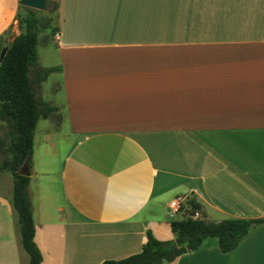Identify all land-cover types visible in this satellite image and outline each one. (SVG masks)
Segmentation results:
<instances>
[{
    "label": "crops",
    "instance_id": "0c3cea01",
    "mask_svg": "<svg viewBox=\"0 0 264 264\" xmlns=\"http://www.w3.org/2000/svg\"><path fill=\"white\" fill-rule=\"evenodd\" d=\"M19 6L0 0V54ZM54 28L39 35L56 62L37 43L38 66L61 72L38 96L58 110L29 174L41 264L121 260L148 230L171 240L179 198L207 222L264 219V0H59ZM11 193L0 180V264H29ZM164 264H264V223L230 253L209 238Z\"/></svg>",
    "mask_w": 264,
    "mask_h": 264
},
{
    "label": "trees",
    "instance_id": "16d2710c",
    "mask_svg": "<svg viewBox=\"0 0 264 264\" xmlns=\"http://www.w3.org/2000/svg\"><path fill=\"white\" fill-rule=\"evenodd\" d=\"M25 15L19 21L21 32L0 54V122L7 129V144L0 141V152L9 156L0 163V171L10 174L12 181L11 205L15 213L20 244L28 257L29 264H41V254L34 242L35 225L29 176L18 173L27 162L32 165L33 139L37 123L58 110L44 102L38 92L40 85L61 67L41 68L38 66L37 43L40 34L39 19L34 10L19 6ZM186 214L170 222L174 236L160 241L148 230L146 242L139 253L121 260H106L101 264H164L180 255L200 248L205 239L215 238L223 254L233 251L240 241L264 219L228 218L219 222H207L203 218H192L199 206L188 199L180 212ZM188 214V215H187ZM186 216V217H185Z\"/></svg>",
    "mask_w": 264,
    "mask_h": 264
},
{
    "label": "rangeland",
    "instance_id": "374dc122",
    "mask_svg": "<svg viewBox=\"0 0 264 264\" xmlns=\"http://www.w3.org/2000/svg\"><path fill=\"white\" fill-rule=\"evenodd\" d=\"M58 5H59V0H47L45 3V8L43 10H34V12L36 13V16L39 19V29L41 31H45L47 29H50V31H53L55 29L54 27L57 23V17H58ZM24 15H25V10L21 9L19 7L17 18H16V26H15V28L18 29L19 32H21V29L19 27V21ZM41 40H42V38L40 37V35H38V43H39L38 53L41 57V60L42 61L44 60V63H46V64H54L56 62L55 57L52 55H49V54H44L47 50L43 51V48L41 47V44H40ZM37 61H38V59H37ZM49 85H50V83H48L47 85H44L45 89H47L49 87ZM44 125H47V123H44V121L39 124L37 139L39 138V136L41 134L40 131ZM6 132H7V129H6L5 124L0 122V141L3 142L4 146H6V144H7ZM57 140L59 141L60 146H61V152L60 153L65 154L69 150V146H70L69 141H66L67 138H65V137L59 138ZM8 158H9V156H7V155L5 156L3 152H0V163L4 159H8ZM0 180H1V182L9 183V181L11 180L10 174L6 171H0ZM182 211L184 212L183 214L185 215L186 210L183 209ZM183 214H182V216H183ZM192 218H203V216L198 211L195 213V216Z\"/></svg>",
    "mask_w": 264,
    "mask_h": 264
},
{
    "label": "water",
    "instance_id": "95a60500",
    "mask_svg": "<svg viewBox=\"0 0 264 264\" xmlns=\"http://www.w3.org/2000/svg\"><path fill=\"white\" fill-rule=\"evenodd\" d=\"M47 0H19V4L23 7L32 9V10H43L45 8V3ZM18 173L23 176H29L30 168L27 162H24L18 170ZM195 213L191 214V217H194Z\"/></svg>",
    "mask_w": 264,
    "mask_h": 264
},
{
    "label": "built area",
    "instance_id": "2783aa9c",
    "mask_svg": "<svg viewBox=\"0 0 264 264\" xmlns=\"http://www.w3.org/2000/svg\"><path fill=\"white\" fill-rule=\"evenodd\" d=\"M188 200V198H179V199H176L174 201H172L170 204H169V209L171 211V218L175 219L176 217H180L182 216V214L184 213L183 211L180 212V209H181V206H185L186 204V201Z\"/></svg>",
    "mask_w": 264,
    "mask_h": 264
}]
</instances>
